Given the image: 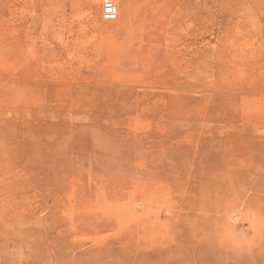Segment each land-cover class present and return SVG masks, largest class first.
<instances>
[{
    "label": "rangeland",
    "instance_id": "rangeland-1",
    "mask_svg": "<svg viewBox=\"0 0 264 264\" xmlns=\"http://www.w3.org/2000/svg\"><path fill=\"white\" fill-rule=\"evenodd\" d=\"M115 4L0 0V264H264V0Z\"/></svg>",
    "mask_w": 264,
    "mask_h": 264
},
{
    "label": "bare ground",
    "instance_id": "bare-ground-1",
    "mask_svg": "<svg viewBox=\"0 0 264 264\" xmlns=\"http://www.w3.org/2000/svg\"><path fill=\"white\" fill-rule=\"evenodd\" d=\"M20 1V0H19ZM114 1V3H117L119 6H120V8H121V10L124 12V16H125V19H124V25L126 26V25H131V22H132V20H133V18H134V15H133V9H132V4H131V0H113ZM20 3V2H19ZM24 5V4H23ZM84 6L86 7V8H90V6H88L87 4H84ZM20 7V6H19ZM74 7V6H73ZM79 7V6H78ZM84 7V8H85ZM21 8H22V6H21ZM20 8V9H21ZM23 8H24V6H23ZM27 9V8H26ZM73 9V8H72ZM18 11V10H17ZM22 11V10H21ZM86 11V10H85ZM82 12H84V11H82ZM90 10H87V13H86V15L88 14H90ZM19 13V12H18ZM77 13H78V11H77ZM22 14V13H21ZM20 14V15H21ZM80 14V13H79ZM82 14V13H81ZM80 14V18H81V16L84 14H82L81 15ZM24 15V14H23ZM76 15V14H75ZM91 15V14H90ZM78 16V15H77ZM91 16H94V15H91ZM118 16H119V9H118ZM86 17V16H85ZM97 17V16H96ZM83 18H84V16H83ZM74 19H75V17H74ZM86 19H88V18H86ZM94 19H95V17H94ZM117 19H118V17H117ZM78 20V19H77ZM95 20H97V18L95 19ZM83 21H85V20H83ZM82 21V22H83ZM92 21V20H91ZM94 21V20H93ZM79 22V21H78ZM119 26V25H118ZM61 28V27H60ZM129 28V27H128ZM141 28H150V27H141ZM84 29V28H83ZM70 35V34H69ZM60 37V36H59ZM67 37V36H66ZM141 38V43L143 42V38H144V36H141L140 37ZM61 39V38H60ZM47 41V40H46ZM62 41V40H61ZM148 41V43H149V40H147ZM48 42V41H47ZM68 43V42H67ZM62 44V43H61ZM65 44V43H64ZM120 46V45H119ZM142 46V45H141ZM115 48V47H114ZM122 49V48H121ZM67 50V49H66ZM140 51V50H139ZM24 57H28V55H24ZM66 62V61H65ZM56 63V62H55ZM64 64V63H63ZM69 64V63H68ZM71 65V64H70ZM12 66V65H11ZM12 68V67H11ZM62 68V67H61ZM15 71V70H14Z\"/></svg>",
    "mask_w": 264,
    "mask_h": 264
},
{
    "label": "built area",
    "instance_id": "built-area-1",
    "mask_svg": "<svg viewBox=\"0 0 264 264\" xmlns=\"http://www.w3.org/2000/svg\"><path fill=\"white\" fill-rule=\"evenodd\" d=\"M101 16L106 21H114L118 17V6L113 0H101Z\"/></svg>",
    "mask_w": 264,
    "mask_h": 264
}]
</instances>
